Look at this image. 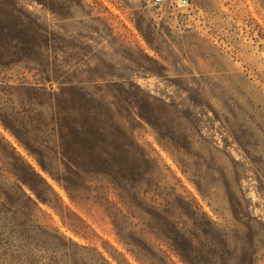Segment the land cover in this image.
Wrapping results in <instances>:
<instances>
[{
    "label": "rangeland",
    "instance_id": "374dc122",
    "mask_svg": "<svg viewBox=\"0 0 264 264\" xmlns=\"http://www.w3.org/2000/svg\"><path fill=\"white\" fill-rule=\"evenodd\" d=\"M0 264H264V0H0Z\"/></svg>",
    "mask_w": 264,
    "mask_h": 264
},
{
    "label": "built area",
    "instance_id": "2783aa9c",
    "mask_svg": "<svg viewBox=\"0 0 264 264\" xmlns=\"http://www.w3.org/2000/svg\"><path fill=\"white\" fill-rule=\"evenodd\" d=\"M164 2V0H154V3L156 5H161ZM177 6L179 8H187L189 6V0H177Z\"/></svg>",
    "mask_w": 264,
    "mask_h": 264
},
{
    "label": "trees",
    "instance_id": "16d2710c",
    "mask_svg": "<svg viewBox=\"0 0 264 264\" xmlns=\"http://www.w3.org/2000/svg\"><path fill=\"white\" fill-rule=\"evenodd\" d=\"M185 260V259H184Z\"/></svg>",
    "mask_w": 264,
    "mask_h": 264
}]
</instances>
